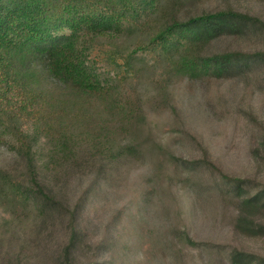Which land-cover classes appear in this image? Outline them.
Returning a JSON list of instances; mask_svg holds the SVG:
<instances>
[{
  "label": "rangeland",
  "instance_id": "1",
  "mask_svg": "<svg viewBox=\"0 0 264 264\" xmlns=\"http://www.w3.org/2000/svg\"><path fill=\"white\" fill-rule=\"evenodd\" d=\"M171 1L182 19L233 10L264 21V0ZM141 30L90 52L120 110L84 114L94 101L77 105L69 93L50 100L37 66L27 70L39 114L0 117V169L10 180H0V264H235L237 252L239 264H264V31L250 24L205 45L208 56L252 58L223 78L192 79L171 77V59L158 53L139 52L127 67ZM61 123L70 152L54 157ZM19 130L34 143L40 180L56 200L50 209L22 202L13 186L30 180ZM257 193L259 209L244 214L252 231L242 232V202Z\"/></svg>",
  "mask_w": 264,
  "mask_h": 264
},
{
  "label": "trees",
  "instance_id": "2",
  "mask_svg": "<svg viewBox=\"0 0 264 264\" xmlns=\"http://www.w3.org/2000/svg\"><path fill=\"white\" fill-rule=\"evenodd\" d=\"M179 9L171 0H0V117L12 123L19 117L18 111L38 115V94H33L32 90L45 82L46 96L50 100L57 93L58 98L69 93L79 97L77 105L94 101L83 108L84 114L89 108L91 112L103 108L120 110L110 102L114 96L112 79L109 75L105 78L94 68L90 52L96 45H111L135 26L145 30L144 39L126 56L127 67L134 65L136 59L132 58L139 52H152L158 53L161 59L163 56L171 59L168 69L171 77L220 79L252 58L242 53L208 56L203 48L225 34L243 33L250 24L264 31L263 20L233 10L204 12L182 19ZM160 11H163L161 18ZM34 66H37L34 72L44 79L38 86L29 83L27 74ZM19 92L24 99L15 102ZM101 117L102 114L92 115L96 119ZM57 125V131H62L65 138L56 145L58 152H54V157L70 152L69 127L63 123ZM58 132L53 135L60 134ZM28 135L21 130L17 133L20 153L27 162L29 184L13 186L20 189L21 201V197L33 198L44 211L55 205L56 200L40 180L34 143ZM0 175L4 176L0 178L2 182L9 178L2 169ZM258 198L259 193L243 200L237 222L240 231L251 233L244 214L252 211L254 215L259 209ZM241 255L234 254L235 264H239L237 258Z\"/></svg>",
  "mask_w": 264,
  "mask_h": 264
}]
</instances>
